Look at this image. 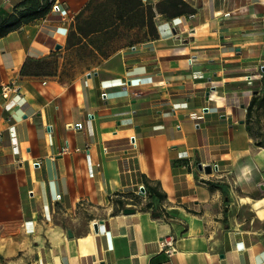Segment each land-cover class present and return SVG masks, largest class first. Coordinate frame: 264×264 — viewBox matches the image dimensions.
I'll use <instances>...</instances> for the list:
<instances>
[{
	"label": "crops",
	"instance_id": "obj_1",
	"mask_svg": "<svg viewBox=\"0 0 264 264\" xmlns=\"http://www.w3.org/2000/svg\"><path fill=\"white\" fill-rule=\"evenodd\" d=\"M19 1L0 0V20ZM89 1L0 37V87L23 96L6 109L0 89V238L26 234L37 264H264V146L246 125L264 91V0H184L190 12L156 10L157 35L137 41L82 33Z\"/></svg>",
	"mask_w": 264,
	"mask_h": 264
},
{
	"label": "trees",
	"instance_id": "obj_2",
	"mask_svg": "<svg viewBox=\"0 0 264 264\" xmlns=\"http://www.w3.org/2000/svg\"><path fill=\"white\" fill-rule=\"evenodd\" d=\"M53 2L54 0H20L0 20V37L25 22L43 17L51 9ZM103 3H111L110 5H114L115 8L108 5V16L98 19L97 14H99V8ZM91 8L93 9L90 11ZM156 10L170 17L188 13L191 11V7L184 0H161L154 7L150 4H143L141 0H90L85 9L77 15L76 24H79L82 33L104 31L111 36H118L121 34L118 31L119 24L125 22L130 31L140 27L141 39L138 40H143L157 35V27L154 21ZM80 23H83V26ZM54 62V58L37 60L33 62V66L42 70L44 67L51 68L54 66ZM261 115H264V91L262 96L254 97L249 103L246 119L247 129L257 139L256 144L264 146V140L257 136V127L262 124ZM144 187L145 195L149 197L145 206L151 207L154 215L160 214L161 211L155 209L165 195L148 183H145ZM165 214L167 213L165 212Z\"/></svg>",
	"mask_w": 264,
	"mask_h": 264
},
{
	"label": "rangeland",
	"instance_id": "obj_3",
	"mask_svg": "<svg viewBox=\"0 0 264 264\" xmlns=\"http://www.w3.org/2000/svg\"><path fill=\"white\" fill-rule=\"evenodd\" d=\"M110 4L103 3L100 6L99 14H97L98 19L108 16V5L115 8L114 5ZM119 25L120 37L132 41L141 39L140 27L130 31L125 22H121ZM257 136L259 139L264 140V122L257 127ZM36 259V246L26 234L20 233L12 238H0V264H37Z\"/></svg>",
	"mask_w": 264,
	"mask_h": 264
},
{
	"label": "built area",
	"instance_id": "obj_4",
	"mask_svg": "<svg viewBox=\"0 0 264 264\" xmlns=\"http://www.w3.org/2000/svg\"><path fill=\"white\" fill-rule=\"evenodd\" d=\"M51 10H53V11L59 10V3L57 2V0L54 1L53 5L51 7ZM248 77L250 78L251 75H248ZM0 89H1V94L4 97L3 106L6 109H11L14 105H16L18 103V100L23 97L22 93H21V89H20V84L17 83V82H12V83H9V84H2ZM70 126H75V127H78V128H82L83 123L82 122H78V123H75V124H70ZM9 127H10V130L11 129L14 130V124H10ZM132 138H133L132 143L136 144L135 140H134L135 137L133 136ZM67 147H68V144L64 145L62 147L61 151L62 152L66 151ZM142 187H143V189H141ZM138 191H139V193L145 195L146 191H145L144 185H141L138 188ZM57 197H60V195H58ZM175 241H176V237H175L174 234H168V235H165L162 238H160L159 243H160L161 251L166 253L169 256L172 255L177 250Z\"/></svg>",
	"mask_w": 264,
	"mask_h": 264
},
{
	"label": "water",
	"instance_id": "obj_5",
	"mask_svg": "<svg viewBox=\"0 0 264 264\" xmlns=\"http://www.w3.org/2000/svg\"><path fill=\"white\" fill-rule=\"evenodd\" d=\"M59 47V46H58ZM198 167L200 168V169H204L206 172H210V170H211V165H203L202 166V164H198ZM141 189H143V187L141 188ZM135 210H134V208H132V207H125V208H123V213H125V214H128V213H132V212H134ZM102 221V220H101ZM94 230L95 231H98V225H97V223L94 225ZM69 235H71V232H69Z\"/></svg>",
	"mask_w": 264,
	"mask_h": 264
}]
</instances>
